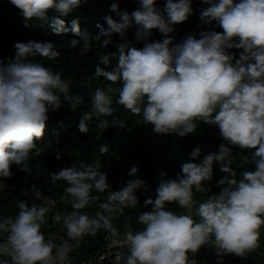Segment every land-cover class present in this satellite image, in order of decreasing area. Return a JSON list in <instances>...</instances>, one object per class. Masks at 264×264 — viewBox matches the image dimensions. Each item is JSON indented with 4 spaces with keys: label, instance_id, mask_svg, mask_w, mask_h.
<instances>
[{
    "label": "clouds",
    "instance_id": "9594fccd",
    "mask_svg": "<svg viewBox=\"0 0 264 264\" xmlns=\"http://www.w3.org/2000/svg\"><path fill=\"white\" fill-rule=\"evenodd\" d=\"M26 18L48 23L56 35L72 32L68 43L80 47L86 54L92 42L101 47L114 43L116 52L101 55L94 76L110 82L107 88H96L91 95L90 110L83 111L79 131L88 133L89 122L97 128H107L106 117H114L115 103L133 115H141L143 123L152 125L157 134H177L181 137L194 133L196 121L218 126L227 145L242 150H254L246 162L255 170H242L240 177L233 165L236 157L230 147L219 146L218 152L205 155L200 163L186 162L176 179H161L156 198L145 200L151 211L140 213L137 222L142 226L120 236L112 220L123 215L125 209L139 204L137 190L146 188L144 180H128L119 191H111L107 174L94 162L80 160L71 167L51 173L52 183L65 181V193L72 211L63 217L70 241H81L104 229L112 244L127 248L122 264H196L194 257L202 246L214 247L221 258L228 254L246 257L259 247L260 229L264 226V0H201L209 5L200 11L203 24L215 21L222 32L201 31L187 35L181 43L173 44L174 26L192 15V0H165L157 8V0H139L140 7L130 14L120 13L112 5L118 20L104 17L106 27L92 37L81 31L77 19L65 26L66 17L80 6L82 0H9ZM53 13V15H49ZM135 26L137 40L145 41L143 48L131 45L126 33ZM152 30L165 38L162 42H147ZM14 59H0V178H10L12 165L29 172L30 157L40 156L39 147L44 135L48 112L61 106V95L75 111L84 103L82 95H70V85L58 72L31 58L56 61L60 51L53 42L28 41L14 44ZM242 49L239 58L229 49ZM116 63L110 66V60ZM110 70H105V67ZM117 83L119 88L114 87ZM126 128V121H116ZM201 149L190 152L195 160ZM60 159L59 154L56 157ZM218 164L226 175L217 183L219 194L206 195L195 201L194 193L206 194L204 182L213 177V165ZM133 165L129 176H138ZM4 185L0 183V188ZM95 191L105 194L99 202L101 211L90 217L82 210L99 200ZM27 195V193H25ZM31 194L40 198L39 189L32 186ZM176 203L186 214H177L166 205ZM196 205L193 218L191 209ZM14 216L0 217V264H70L68 256L73 245L65 241L56 245L46 239L41 230L46 224L49 208L20 200ZM121 264L120 255L116 256ZM222 264V259L219 262Z\"/></svg>",
    "mask_w": 264,
    "mask_h": 264
},
{
    "label": "trees",
    "instance_id": "16d2710c",
    "mask_svg": "<svg viewBox=\"0 0 264 264\" xmlns=\"http://www.w3.org/2000/svg\"><path fill=\"white\" fill-rule=\"evenodd\" d=\"M239 2V0H235ZM118 5V11L129 14L140 7L139 0H82L79 7L73 10L66 17H61L65 21V26L70 28L73 19H77L82 32L95 37L101 27H106L104 17L112 15L114 19H119L116 11L112 10L113 4ZM165 0H157V8H163ZM209 5L201 3V0H192V15L187 21L174 26L175 30L169 35L174 37L173 44L181 43L189 34H195L199 38L201 31L222 32L223 29L213 21L211 25L203 24L200 20L201 9ZM53 15V13H49ZM136 28L133 26L126 33L127 40L132 46L143 48L145 41L137 40ZM74 38L72 32L61 35L54 34L52 27L44 21L36 18H26L22 11L12 5L9 0H0V59L7 62L14 59L16 42L36 41L53 42L60 51L61 56L56 61H45L40 57L31 58L32 62H39L45 67H50L52 71L61 74L62 79L70 85V95H82L84 103L78 105L73 111L69 104L61 95V106L56 110L48 112V120L44 135L39 143L43 149L40 156L30 157L29 172L21 171L17 165H12L10 171L13 175L10 178H0V183L4 185L0 188V217L14 216L18 209L16 204L20 200L26 201L29 206H47L49 212L47 221L42 225L41 230L45 234L54 232L59 236L67 237V230L64 227L63 219L56 221L54 217L59 213L62 217L72 211L70 200L65 188L68 187L65 181L52 183L51 173L57 172L61 168L71 167L78 164L80 160L85 163L94 161L103 172L107 174V183L111 191H119L125 183L131 179H142L146 183V188L137 190L136 195L139 204L136 208L125 209L123 215L115 216L112 223L118 231L135 232L142 226L137 222L138 215L145 211H151V206H144L145 200L156 198V189L161 179H176L181 173V165L186 162L200 163L203 157L211 152H218L219 146L225 144L230 147L233 156L236 157V164L233 165L237 172V178L244 169L255 170V164L249 161L254 150H242L237 146L227 145L221 137L218 126L205 124L196 121L197 128L194 133L186 136L173 134H157L153 131L152 125L143 123L141 115H133L122 106L115 103L118 93H113V106L116 108L114 117H106L109 121L107 128H97L95 117L89 122V132L79 131V122L83 111L90 110L91 95L96 88H107L110 82L103 77H95V67L101 55L108 52H116V44L121 42L118 34H114L111 39L113 44L101 47L97 41L92 42V49L86 54L80 53V47L73 49L68 43ZM165 37L158 31L152 30V35L147 42L160 41ZM242 49H229L230 54H235L238 59ZM116 63L115 59L110 60V66ZM105 70H110L108 67ZM114 87L119 88L117 83ZM116 121H126V128H119ZM199 147L201 156L193 160L190 152ZM59 154L60 159H57ZM138 167V176H129L131 167ZM226 174L220 170L218 164L213 165V177L210 181H205V188L211 191L206 194L194 193L193 199L200 201L206 195L219 194L221 191L218 181ZM35 185L40 190V198L31 194L32 186ZM27 193V195L25 194ZM92 195L99 196V200L86 207L82 211L90 217L95 216L99 209V202L106 198L105 194L95 191ZM65 207V210H64ZM167 209L177 214H186L184 209H180L176 203L166 205ZM196 205L191 209L194 219ZM261 235L259 247L247 254L246 257H238L228 254L222 258L216 254L214 247L202 246L197 253L196 264H264V226L260 229ZM104 229H100L95 236L87 235L81 241H72V250L69 255L74 258L75 263H79L87 258L96 256L102 249ZM4 237L0 235V240ZM59 245L57 240H52ZM6 259V257H0Z\"/></svg>",
    "mask_w": 264,
    "mask_h": 264
},
{
    "label": "built area",
    "instance_id": "2783aa9c",
    "mask_svg": "<svg viewBox=\"0 0 264 264\" xmlns=\"http://www.w3.org/2000/svg\"><path fill=\"white\" fill-rule=\"evenodd\" d=\"M119 233L120 236L123 237L126 231L125 232L119 231ZM49 238L52 240H57L59 242V245L63 244L65 241H67L69 244H71L72 242L68 240V237L59 236L54 232H50L46 234V239ZM102 242H103L102 249L96 256L87 258L79 263H75L74 258H72L69 255L68 260L70 261V264H117L116 261L117 254L120 255V260L122 264L123 259L125 258V255L127 253V248L112 244L107 232L103 235ZM196 256L197 253L195 254L194 257L190 254V259L196 258Z\"/></svg>",
    "mask_w": 264,
    "mask_h": 264
}]
</instances>
